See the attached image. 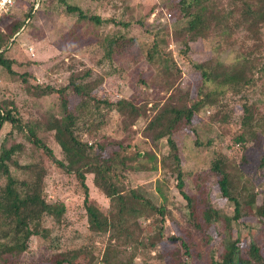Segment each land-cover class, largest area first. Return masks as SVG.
I'll use <instances>...</instances> for the list:
<instances>
[{
    "label": "trees",
    "instance_id": "obj_1",
    "mask_svg": "<svg viewBox=\"0 0 264 264\" xmlns=\"http://www.w3.org/2000/svg\"><path fill=\"white\" fill-rule=\"evenodd\" d=\"M20 1L16 0V4ZM30 2L25 17L11 12L0 18V35L5 37L0 44V66L29 90L41 94L22 101L14 97L0 99V264H26L27 256L21 260L12 255V245L25 253L36 238L48 251L41 258L45 261L43 264H136L137 258L141 264H264V153L261 152L253 171H245L242 164L248 160L244 155L238 161L235 157L218 154L216 150L217 155L206 176L201 173L195 176L193 192L187 190L191 186L187 180L189 173L181 167L179 147L174 138L175 128L181 121L186 129L198 134L194 119L207 107L221 112L219 118L214 117L219 124L231 122L234 116L229 103L221 99L208 104L198 88L194 97L186 92L188 99L183 106L172 105L170 100L179 90L176 86L160 106L149 105L150 100L141 102L136 97L128 103L130 111L118 113L120 120L115 125V132L129 134L142 119L141 134L153 147L166 140L160 162L168 167L176 180L174 195L178 196L179 210L192 228L169 235L167 206L156 192L142 190L129 181L131 170L148 173L157 169L156 153L151 149L143 150V156L138 149L128 153V144L122 140H109L107 125L110 121L105 111L119 112L125 101L109 94L95 95V88H89L93 79L91 67L67 69L61 83L57 75L55 78L45 75V80L39 82L30 71L29 62L19 64L8 56L16 38L28 30L34 14L41 10L60 13L61 7L65 15L76 17L74 28L77 31L84 26V31L93 34L88 37V43L98 42L103 51L100 61L112 62L116 54L126 53L128 47L136 44V37L130 34L132 25H140L147 31L146 20L153 11L159 9L161 15L166 9L174 15V29L185 30L183 47L178 51L180 56L189 60V37L198 26L209 29L214 23L216 30L210 29L202 39L211 34L225 40L236 58L241 57L250 66L247 73L231 72L226 84L231 87L253 76L258 84L254 91L258 94H254L264 95V0H161L133 21L118 19L114 14L102 16L91 7H82L70 0ZM35 4L38 5L36 9ZM161 25L162 31L153 34L150 52L163 53L158 41L168 32ZM105 26H110L108 33L96 32ZM239 35L241 37L237 38ZM71 49L64 50L66 55ZM220 49V46L214 47L216 53ZM194 67L201 73V82L205 83L209 78L206 72ZM119 73L122 74V69ZM170 77V73L165 74L166 80ZM140 82L144 84L145 81ZM232 94L243 100L242 113L234 122L239 125V131L232 138V147L238 146L244 153L250 145H261L264 114L250 113L251 102L244 91L234 90ZM72 96L79 100L72 103ZM41 97H53V101L45 105L40 103ZM255 103L258 105L257 101L251 104L258 110ZM50 136L58 145L57 151L50 144ZM94 137V141L89 142V138ZM195 143H200L198 138ZM206 144H214V139H209ZM144 158L152 164L140 163L139 160ZM50 164L76 180L83 195L90 242L80 243L78 230L64 238L71 225L67 205L63 199L53 200L44 193ZM12 168L26 177L16 178ZM259 173L263 177L260 181ZM89 175L97 190L107 197L108 209H100L90 199ZM214 185L224 203L232 206L226 216L223 214L225 205L212 202L209 196V189ZM158 191L161 196V187ZM243 202L246 215L263 219L261 224L243 218ZM155 223L159 225L157 230L152 228ZM245 228H254L255 233L243 235L241 229ZM194 230L200 234V246ZM94 234L103 236L104 245V250L99 249L96 254ZM66 241L69 244L65 245ZM167 245L172 247L161 251L159 246ZM156 253L160 255L155 256Z\"/></svg>",
    "mask_w": 264,
    "mask_h": 264
},
{
    "label": "rangeland",
    "instance_id": "obj_2",
    "mask_svg": "<svg viewBox=\"0 0 264 264\" xmlns=\"http://www.w3.org/2000/svg\"><path fill=\"white\" fill-rule=\"evenodd\" d=\"M70 1L77 2L82 7H91L102 16L114 14L118 19L125 18L131 21L144 14L153 4L161 2V0ZM30 4V0H21L15 5L12 13L25 17ZM59 9L61 10L60 13L41 10L34 14L29 20L28 30L16 38L14 44L10 47L8 56L16 59L19 64L29 62L30 71H33L39 82L45 80V75L54 76V78L57 75L58 82L61 83V77L66 75L64 72L67 69L91 67L93 79L90 81L89 88H95L93 93L98 97L109 94L112 98L125 101L119 112L105 111L110 121L107 125V133L110 135L109 140H122L124 144H128V153L138 149L141 150V156H143V150L151 149L157 155V169L155 171L135 173L131 170L128 172L130 184L145 191L156 192L159 200L167 206L166 221L169 235L181 232L182 229H192L179 210L181 203L178 196L174 195L176 180L170 174L168 167L160 162L162 153L166 150L164 146L166 140H162L157 147H153L141 134V128L144 126L142 119L132 127L134 131L129 134L115 132V125L120 120L118 115L130 111L131 106L128 103L136 97L141 102L150 100L149 105L160 106L176 86L179 87V90L171 98L170 104L183 106L188 99L186 92L189 91L190 96L194 97L199 88L208 104L219 102L221 99L229 103L230 107L233 108L234 117L231 118V122L219 124L215 119L220 117L221 112L214 110L212 107H207L198 115V118L194 119L195 128L199 131L196 134L197 136L193 131L185 128L184 121H181L175 128L174 138L179 147L181 167L189 173L187 180L190 181L191 186H188L187 190L194 189L195 176L198 173L206 176V171L211 161L217 155L216 150L218 154L226 155L228 158L235 157L238 161L244 155L248 161L242 164V168L245 171H253L261 152L264 153V136L261 139L262 143L260 146L250 145L244 153L238 146L232 147V138L239 131V125L234 122L242 113L241 104L243 103L239 95L235 96L232 93L234 90L244 91L248 94L247 98H249L251 103L257 101L258 105L255 104L258 110L251 103H249V110L251 114L257 113L259 115L264 114V95L254 94L257 93L254 91L258 88V84L253 76L231 87L225 82L231 72L244 71L247 73L250 70L248 62L241 57L236 58L235 53L225 40L217 39L211 34L208 38L202 39V35L208 34L210 29L216 30L217 25L214 23L210 24L209 29L204 25L198 26L196 32L189 37V60L180 56L178 51L183 47L181 42L185 36V30L174 29L176 22L174 15L170 11L163 9L162 14L159 15L161 10L155 9L146 20L147 31L140 25H132L130 34L136 37V44L133 47H128L126 53L116 54L112 62L102 63L100 59L103 51L99 47L98 42L92 41V44L88 43V37L93 36V34L87 32V30L84 31L86 28L84 26L77 31L74 28L76 17L65 15L61 7ZM157 20L159 21L158 23ZM161 24L165 26V31L168 32L167 34H162L158 41L163 53L150 52L153 34L162 31ZM2 27L4 28L5 25L3 24ZM109 27H101L96 32L98 34L108 33L107 29ZM2 31L5 32L4 30ZM72 31L73 33H70ZM74 36H78L79 39L78 37L74 39ZM236 37L240 38L241 35ZM4 39L5 37L0 35V44L3 43ZM75 43L78 45L74 46ZM28 45L33 46L34 55L28 51ZM215 46L222 47V50L220 49L216 53L214 50ZM70 47H72L71 52L66 55L64 50L70 49ZM194 66H198L206 72L209 78L205 83L201 82V73L196 71ZM120 69H122V74L119 73ZM106 72L108 73L106 74ZM169 73L171 77L166 80L165 74ZM140 80L145 81L144 84ZM40 95L38 91L29 90L16 76H10L0 66V99L3 97H14L22 101L23 99H31ZM70 98L72 103L79 100V97L76 96ZM259 98L261 99L260 101L258 100ZM40 99V103L45 105L53 101V97H41ZM2 135L1 133V137ZM197 138L200 141L198 144L195 143ZM94 139L95 137L89 138V142H93ZM209 139H214V144L207 145L206 142ZM49 140L55 151H57L58 145L53 136H50ZM139 162L146 165L152 164L146 158L139 160ZM50 169L44 193L53 200L63 199L67 205L68 222L71 225L70 229L67 230L68 233L64 234V238L71 236L72 233H76V230H78L79 242L83 244L90 242L91 239L88 236L83 207V195L76 180L73 176L60 173L53 164H50ZM12 173L20 180L26 177V175L15 168H12ZM258 175L261 176L260 178L257 177L260 181L263 177L260 173ZM204 182L207 184V181ZM87 183L90 188V199L93 203L102 210L108 209V199L94 186L91 175L88 176ZM158 187L162 189L163 194L161 196ZM209 196L212 202L222 206L225 205L224 216L228 213L230 214L232 211L231 204L224 203L225 201L220 197L215 185L210 187ZM242 207L243 218L254 224L262 223L263 219L258 217L251 218L246 215V204L244 202ZM152 228L157 230L159 228L158 223H155ZM241 231L243 235L255 233L254 228H245L241 229ZM193 233L200 246L199 232L194 230ZM102 237L94 234L95 254L99 249L104 250ZM66 244L69 243L66 241ZM159 247L161 251H164L170 249L172 245ZM11 253L14 257L21 258V260L24 259V256H27L26 264H43L45 261L43 262L41 258L45 257L48 251L45 245L43 246L42 241L36 238L30 244L29 251L22 253L20 247L12 245ZM76 253L78 254V252ZM159 255L158 253L155 254V256ZM136 264H141L140 258H137Z\"/></svg>",
    "mask_w": 264,
    "mask_h": 264
},
{
    "label": "built area",
    "instance_id": "obj_3",
    "mask_svg": "<svg viewBox=\"0 0 264 264\" xmlns=\"http://www.w3.org/2000/svg\"><path fill=\"white\" fill-rule=\"evenodd\" d=\"M0 2H2V6H0V18L3 15H6L8 13H11L13 11V8L16 5V0H0ZM37 4L34 5V9L37 8ZM28 51L34 55V49L33 46L28 45L27 46Z\"/></svg>",
    "mask_w": 264,
    "mask_h": 264
},
{
    "label": "clouds",
    "instance_id": "obj_4",
    "mask_svg": "<svg viewBox=\"0 0 264 264\" xmlns=\"http://www.w3.org/2000/svg\"><path fill=\"white\" fill-rule=\"evenodd\" d=\"M0 6H2V2H0Z\"/></svg>",
    "mask_w": 264,
    "mask_h": 264
}]
</instances>
